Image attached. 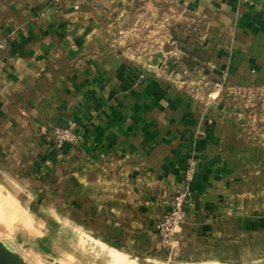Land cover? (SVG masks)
I'll return each mask as SVG.
<instances>
[{
	"label": "crops",
	"instance_id": "0c3cea01",
	"mask_svg": "<svg viewBox=\"0 0 264 264\" xmlns=\"http://www.w3.org/2000/svg\"><path fill=\"white\" fill-rule=\"evenodd\" d=\"M165 1L199 20L208 61L194 82L160 78L153 56L97 47L112 14L124 27L153 0H0V176L20 170L28 195L74 227L157 257L158 216L187 185L172 255L203 264L224 238L264 235V130H243L229 92L264 84V0ZM68 121L80 142L57 149L47 131Z\"/></svg>",
	"mask_w": 264,
	"mask_h": 264
},
{
	"label": "rangeland",
	"instance_id": "374dc122",
	"mask_svg": "<svg viewBox=\"0 0 264 264\" xmlns=\"http://www.w3.org/2000/svg\"><path fill=\"white\" fill-rule=\"evenodd\" d=\"M153 4L157 5L152 14L144 9L142 11L127 10L128 25L124 27L118 17L112 14L108 21L110 24L99 30L100 38L96 41L97 47L110 48V51H122L123 49L135 57L153 56V59H156L153 63L160 65L156 67L160 78L164 79L172 75L171 79L175 82H194L198 69H195L192 74L184 76L186 70L178 61L174 36L180 29L183 31L193 29L199 33L198 18L183 12L165 0H153ZM139 15H142L141 19L135 21ZM134 22H137L136 26H132ZM122 30L127 35L124 42H122ZM150 69H153L152 66ZM178 75H180V79L177 78ZM229 92L234 96L238 103L237 109L245 119L243 130L252 134L263 131L264 84L259 87L255 85L237 86L234 89H229ZM70 123L74 125L75 130L73 121H68L63 127L53 124L45 126L47 128L49 126L46 134L47 140L53 143L57 149L60 148L56 146L55 133L57 130L69 126ZM80 139L79 136V141L76 144L67 145L76 147ZM191 168L194 174L192 164L188 171ZM13 172L20 173L16 179L19 181L18 183L15 179L9 182L0 176V241L4 245L6 242L8 244L13 242L10 245L12 247L15 245L14 247L17 249L12 251L10 248L11 250H9L18 258H21L19 251L22 252L23 261L26 260L25 257L29 259V256L33 255L38 259L42 257L41 260L39 259L41 263L48 262L50 259L56 264H193L184 262L190 260L172 255L174 248L167 250L161 246L165 253L160 257L134 255L99 237L87 234L74 227L75 224L65 208L61 211L54 202L38 201L37 198L29 196L28 189L20 185L22 172L20 170ZM181 190L182 188H178L173 192L169 206L160 212L156 223L164 217L170 208L175 193ZM190 197L186 198L184 204ZM225 239L222 243L224 254L222 256L215 255V257H219L217 260L203 264H264V235L244 237L239 234L233 239L234 241L227 238L225 242Z\"/></svg>",
	"mask_w": 264,
	"mask_h": 264
},
{
	"label": "built area",
	"instance_id": "2783aa9c",
	"mask_svg": "<svg viewBox=\"0 0 264 264\" xmlns=\"http://www.w3.org/2000/svg\"><path fill=\"white\" fill-rule=\"evenodd\" d=\"M55 140L56 146L61 148L66 144H76L79 141V135L75 132L74 125L70 123L69 126L56 131ZM192 176L191 168L186 174V180L189 182ZM190 195L187 185L181 191L176 192L170 208L164 217L156 223L155 230L163 249L172 250L175 247V235L180 231L186 218L184 201Z\"/></svg>",
	"mask_w": 264,
	"mask_h": 264
},
{
	"label": "trees",
	"instance_id": "16d2710c",
	"mask_svg": "<svg viewBox=\"0 0 264 264\" xmlns=\"http://www.w3.org/2000/svg\"><path fill=\"white\" fill-rule=\"evenodd\" d=\"M198 39L199 35L193 29L187 31L180 29L174 36L178 61L186 70L184 76L207 64L208 55L198 46Z\"/></svg>",
	"mask_w": 264,
	"mask_h": 264
},
{
	"label": "water",
	"instance_id": "95a60500",
	"mask_svg": "<svg viewBox=\"0 0 264 264\" xmlns=\"http://www.w3.org/2000/svg\"><path fill=\"white\" fill-rule=\"evenodd\" d=\"M48 260V259H47ZM54 263L53 260H48ZM0 264H24L0 241Z\"/></svg>",
	"mask_w": 264,
	"mask_h": 264
},
{
	"label": "bare ground",
	"instance_id": "6f19581e",
	"mask_svg": "<svg viewBox=\"0 0 264 264\" xmlns=\"http://www.w3.org/2000/svg\"><path fill=\"white\" fill-rule=\"evenodd\" d=\"M8 229H9V228H8ZM8 239H9V238H8ZM8 239H7V240H8ZM9 241H10V239H9ZM9 243L11 244V243H13V242H9ZM10 244H8V243L6 242L5 246H6L8 249L11 248L12 251H13L14 249H17V248L14 247L15 245H13V247H12ZM11 249H10V250H11ZM17 251H18V250H17ZM23 252H24V251H23ZM19 254L21 255V258H19V259H20V261L23 262L24 264H56V263H52V262H49V261H48V262L45 261V263H44V262L41 263L40 260H41L42 257L39 258V259H40V260H39L37 257L35 258L33 255H32V256L30 255V256H29V257H30L29 259H27V258L25 257L24 259H26V260L23 261V259H22V258H23V253H22V252L20 253V251H19ZM28 254H29V252H28ZM25 255H26V254H25ZM34 255H35V254H34ZM26 256H27V255H26ZM38 260H39L40 262H39ZM46 262H47V263H46ZM58 264H59V263H58Z\"/></svg>",
	"mask_w": 264,
	"mask_h": 264
}]
</instances>
